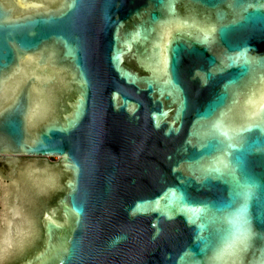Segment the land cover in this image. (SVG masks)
<instances>
[{
	"label": "water",
	"instance_id": "95a60500",
	"mask_svg": "<svg viewBox=\"0 0 264 264\" xmlns=\"http://www.w3.org/2000/svg\"><path fill=\"white\" fill-rule=\"evenodd\" d=\"M0 264H264V0H0Z\"/></svg>",
	"mask_w": 264,
	"mask_h": 264
},
{
	"label": "snow or ice",
	"instance_id": "6c2138e0",
	"mask_svg": "<svg viewBox=\"0 0 264 264\" xmlns=\"http://www.w3.org/2000/svg\"><path fill=\"white\" fill-rule=\"evenodd\" d=\"M217 171H219V168H217L216 169ZM249 237V233H248V231H245L244 233H243V239H247ZM233 254H234V252H233Z\"/></svg>",
	"mask_w": 264,
	"mask_h": 264
}]
</instances>
